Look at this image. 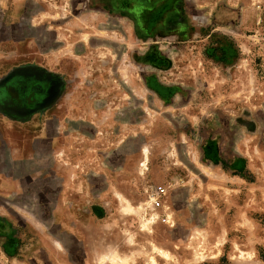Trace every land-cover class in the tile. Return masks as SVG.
<instances>
[{"label":"rangeland","instance_id":"rangeland-1","mask_svg":"<svg viewBox=\"0 0 264 264\" xmlns=\"http://www.w3.org/2000/svg\"><path fill=\"white\" fill-rule=\"evenodd\" d=\"M74 7L76 12L69 5L64 10V20L76 16L77 21L64 33L82 38L80 50L77 45L74 59L71 44H62L60 69L70 70L65 77L71 82V67L81 66L78 78L83 85H110L112 97L118 100L121 91L128 92L129 120L138 121L139 127L135 125L142 130L129 134L128 163L139 168L146 182L167 185L173 196L154 200L159 217L148 202L142 203L139 220L133 215L129 222L97 217L98 225L81 234V250L66 236L65 250L44 252L35 243L32 251L19 250L16 258L33 264H264V134L249 129L264 133V0H177L176 23L172 19L170 27L145 34L122 13L113 11L95 19L83 0H76ZM12 30L35 40L17 45L18 60L29 51L51 46L55 38V31H47L46 26L17 25ZM41 35L48 40L39 41ZM157 81L184 89L175 97L174 107L158 103L151 87ZM186 93L192 107L184 106ZM169 119L175 134H158L160 120ZM23 127L17 125L18 133ZM189 130L195 134H176ZM21 135L18 144L25 142ZM235 152L244 154L250 168L242 177L258 183L248 190V196L257 194L262 201L257 202L255 218L242 213L233 219L231 198L237 193L222 188L235 183L216 163L234 164ZM218 195L227 200V215ZM119 205L107 203L108 216H114ZM173 212L175 220H162ZM36 237L27 233L21 244L23 238L30 240L29 245ZM7 255L0 244V264H10Z\"/></svg>","mask_w":264,"mask_h":264},{"label":"crops","instance_id":"crops-1","mask_svg":"<svg viewBox=\"0 0 264 264\" xmlns=\"http://www.w3.org/2000/svg\"><path fill=\"white\" fill-rule=\"evenodd\" d=\"M83 3L90 17L101 19L107 14L112 15L113 11L122 13L144 34L162 26L170 27L172 19L176 23L178 10L177 0H83ZM75 4L76 0H0V244L8 254L10 264H33L28 259H17L16 254L19 250L32 251L35 243L44 252L65 250L66 236L76 241L81 250V234L85 228L98 225L97 217L105 216L106 220L120 217L128 222L134 217L139 220L143 217L139 212L143 211L144 202L156 208L154 215L159 217L161 211L154 205V200L163 196H158L155 188L163 185L168 191L165 184L146 182L145 176L138 172L139 168L128 163L129 134L142 132L138 131V121L129 120L128 92L121 91L118 100L112 97L110 85L96 82L83 85L78 78L81 66L78 65V69L71 67V82L65 77L70 70L60 69L64 66L62 44H71L74 59L77 45L80 50L82 38H76L74 33H64V28L75 27L77 22L76 16L64 20L67 5L76 12ZM34 10H38L36 15L31 13ZM17 25L46 26L47 31H55V38L51 46L46 45V51H29L25 59L18 60L17 45L35 40L33 35L14 34L12 28ZM39 38L42 42L48 40L47 35ZM185 41H188L187 37ZM77 55L80 60V51ZM151 60L157 62L154 56ZM22 69L26 70L25 77L18 73ZM21 80L30 83L19 88ZM12 85L24 89L19 100L7 96ZM151 87L158 94V103L169 107H174L175 97L182 95L184 90L179 85L170 86L161 81ZM185 96L184 106L192 107L187 93ZM170 120L168 123L160 120L162 127L157 129L158 134H175ZM18 124L21 127L24 124L20 133ZM250 128L254 130H250L252 134H264L255 127ZM189 131L176 134H195ZM18 134H22L20 139L25 140L24 143L18 144ZM217 153L220 155V147H217ZM235 153L234 164L224 167L221 160L216 163L222 166L224 173L231 174V183L236 184L228 185L231 188L222 185V188L237 193L231 198L233 219L242 213L255 218L257 202L262 201L257 194L248 196V190L256 189L258 183L242 177V172L250 169L248 161L242 156L244 154ZM118 155L124 159L121 157L118 161ZM172 196L168 191L165 197L170 200ZM98 201L105 205L121 204L119 212L117 209L114 216H108L105 205L96 206ZM217 201L223 204V213L227 215L226 198L221 199L218 195ZM166 215L162 219L166 223L175 220L174 212ZM27 233L38 236L30 247V240L26 238L21 244L22 236Z\"/></svg>","mask_w":264,"mask_h":264},{"label":"flooded vegetation","instance_id":"flooded-vegetation-1","mask_svg":"<svg viewBox=\"0 0 264 264\" xmlns=\"http://www.w3.org/2000/svg\"><path fill=\"white\" fill-rule=\"evenodd\" d=\"M20 82H22L21 84H18L19 88H24L25 86H27L28 83H30L29 80L25 81V80H21ZM15 87V85H12L10 90V92H7V96L10 97L12 100L15 99V97H17V99L19 100L20 98L23 97V92H24V89L21 90ZM16 89V90H15ZM28 93V92H27ZM23 94V95H22ZM28 96V95H27Z\"/></svg>","mask_w":264,"mask_h":264},{"label":"built area","instance_id":"built-area-1","mask_svg":"<svg viewBox=\"0 0 264 264\" xmlns=\"http://www.w3.org/2000/svg\"><path fill=\"white\" fill-rule=\"evenodd\" d=\"M155 192L157 193L158 196H164L167 193V189L163 185H157L155 188Z\"/></svg>","mask_w":264,"mask_h":264},{"label":"water","instance_id":"water-1","mask_svg":"<svg viewBox=\"0 0 264 264\" xmlns=\"http://www.w3.org/2000/svg\"><path fill=\"white\" fill-rule=\"evenodd\" d=\"M141 12H142V10H141ZM25 72H26L25 69L18 70V73H22V76H24V77L26 76V75H25Z\"/></svg>","mask_w":264,"mask_h":264},{"label":"bare ground","instance_id":"bare-ground-1","mask_svg":"<svg viewBox=\"0 0 264 264\" xmlns=\"http://www.w3.org/2000/svg\"><path fill=\"white\" fill-rule=\"evenodd\" d=\"M145 156H146V155H145ZM152 221H153V220H152ZM144 225L146 226V224H144ZM145 228H146V227H145ZM160 252L163 254V255L161 254L162 256H164V257H168L167 253H165L164 251H161V250H160ZM167 259H168V258H167Z\"/></svg>","mask_w":264,"mask_h":264}]
</instances>
